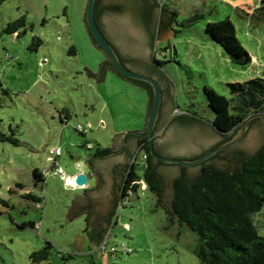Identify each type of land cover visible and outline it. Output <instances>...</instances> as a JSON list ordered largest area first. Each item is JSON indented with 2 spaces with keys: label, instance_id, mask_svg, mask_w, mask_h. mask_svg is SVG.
Returning <instances> with one entry per match:
<instances>
[{
  "label": "rangeland",
  "instance_id": "1",
  "mask_svg": "<svg viewBox=\"0 0 264 264\" xmlns=\"http://www.w3.org/2000/svg\"><path fill=\"white\" fill-rule=\"evenodd\" d=\"M87 2L0 0V132L14 133L18 140L17 145L0 142V264H202L194 252L196 233L170 219L144 181L142 152L136 158L141 187L118 208L119 223L107 231L106 249L102 242L89 247L84 215L67 220L70 195L75 192L58 176L45 173L51 169L52 150L61 149L57 161L70 176L77 171L76 162H88L98 148L112 147L116 135L141 131L147 122L146 88L110 70L104 72L105 80L96 82L82 70L99 74L105 60L84 19ZM156 3L150 60L157 62L171 84L173 106L159 134L174 120L173 113L184 114L187 109L216 133L210 126L214 112L205 87L229 97L228 83L264 75L263 4L261 0ZM21 18L25 25L7 33V27ZM226 18L252 57L248 66L232 63L207 33L209 22ZM167 23L169 31L160 36ZM35 38L42 41L39 47ZM37 168L46 179L40 186L34 177ZM252 219L264 236V206ZM48 242L52 244L48 259L35 261L32 254Z\"/></svg>",
  "mask_w": 264,
  "mask_h": 264
},
{
  "label": "trees",
  "instance_id": "2",
  "mask_svg": "<svg viewBox=\"0 0 264 264\" xmlns=\"http://www.w3.org/2000/svg\"><path fill=\"white\" fill-rule=\"evenodd\" d=\"M100 3L101 0L96 1L95 17L101 28ZM261 3L264 8V0H261ZM152 6L154 9L155 6ZM107 9L121 11L123 7L109 3ZM25 23V18L12 22L6 32L16 33ZM169 24L161 29L160 36L169 31ZM144 25L149 31L153 46L155 42L153 31L148 25ZM206 30L212 40L224 49L232 63L242 66L252 63L251 55L238 39L235 25L229 18L209 22ZM35 40L36 46L39 47L42 44L41 39L35 38ZM92 41L97 46L93 38ZM121 61L123 62L122 58ZM102 70L115 72L123 79L146 88L152 104L153 93L149 84L120 75L106 57L102 62ZM156 72L164 77L158 68ZM0 85H2L1 76ZM227 86L230 90L229 97L219 95L208 86L205 87L208 104L214 112L210 126L223 135V140L217 146L231 140L251 116L264 114V75H258L244 82L228 83ZM185 111L186 114H178L174 120L182 124L201 122L194 112L195 115L189 109ZM158 129H160L159 120L155 132ZM138 138L142 159L146 156L143 159L144 181L156 194L158 202H161L165 191L163 178L155 159L151 156L148 137L142 135ZM5 141L18 144L14 133L7 135L0 132V142ZM108 151L109 149H98L97 152ZM126 169L123 199L137 191L143 180L135 170V163L132 164V168L129 166ZM34 177L38 182L45 176L35 169ZM173 192L171 204L166 209L172 220H177L196 233L198 243L194 252L202 264H264V236L259 234L252 219L253 214L260 212L264 206V144L254 154L242 156L240 166L233 170L220 168L211 162H203L200 172L196 176H191L188 167L182 165L181 174L173 181ZM28 196L35 201L41 200L40 197L32 194ZM29 225L34 229L38 226L34 222H30ZM106 233L104 236L100 235L102 236L100 242H103ZM51 247L52 244L48 242L43 250L34 252L32 257L35 261L47 260Z\"/></svg>",
  "mask_w": 264,
  "mask_h": 264
},
{
  "label": "water",
  "instance_id": "3",
  "mask_svg": "<svg viewBox=\"0 0 264 264\" xmlns=\"http://www.w3.org/2000/svg\"><path fill=\"white\" fill-rule=\"evenodd\" d=\"M97 0H88L84 19L88 27L90 36L95 40L98 48L106 58L112 62L116 72L120 75L151 86L153 93L152 104L149 103V110L146 128L143 132H128L116 135L112 144V151L108 154L92 157L84 166L89 164L91 170L97 177V187L75 198V203L69 210L66 218L71 221L74 217L86 212L91 208V214L87 218L86 241L92 249L96 246L104 235L118 197V184L122 179L126 165L131 158L132 152L128 146H134V139L145 135L149 140L151 156L158 162L164 164L184 165L188 167V173L196 176L199 169L197 166L207 161L212 156L220 153V159H213L209 162L218 165L223 169L233 170L240 166L239 158H235L239 151L245 156L255 153L264 144V114L251 116L240 129L237 130L233 138L217 146L222 140L221 135L216 134L208 125L202 122L192 124H182L175 120L163 132L159 140V146L169 156H188L190 159L163 156L157 153L154 147L155 128L160 118L163 107V120L170 114L172 106V86L168 80L160 74L159 82L153 76L140 73L147 72V63L150 60L151 41L146 25L153 31L157 14L156 0H103V3H113L122 5L123 9L118 12L103 13L100 10L99 21L113 44L117 46L120 53L127 58L129 64L137 69L136 72L128 68L122 61L117 49L109 41L98 25L95 17ZM154 5V9L153 6ZM100 8V7H99ZM89 78L96 82L102 81L104 72L102 64L100 73L93 75L87 68L82 69ZM150 71V69H149ZM163 101L164 106H163ZM164 122V121H163ZM133 142V144H132ZM214 148V149H212ZM225 152L222 150L227 149ZM211 151L207 152L208 150ZM204 152H207L204 154ZM204 154V155H202ZM202 155V156H201ZM200 156V157H199ZM199 157L197 159H193ZM223 157H225L223 159ZM81 164L78 162V165ZM160 172L165 179V191L162 198V208L170 206L173 198L172 181L180 175V167L161 165ZM75 183L79 188L88 184L89 176L84 172L75 175ZM171 219V218H170Z\"/></svg>",
  "mask_w": 264,
  "mask_h": 264
},
{
  "label": "crops",
  "instance_id": "4",
  "mask_svg": "<svg viewBox=\"0 0 264 264\" xmlns=\"http://www.w3.org/2000/svg\"><path fill=\"white\" fill-rule=\"evenodd\" d=\"M92 74L93 75H95V72L93 71L92 72ZM106 75V74H105ZM106 77V76H105ZM104 80H105V78H103ZM102 79V80H103ZM128 81V80H127ZM149 103H150V100H149ZM148 110H149V105H148ZM148 110H147V113H148ZM185 114V113H184ZM147 116H148V114H147ZM176 116H178V114H175V113H173V115H172V117H173V119H175L176 118ZM145 128H146V125H145ZM145 128L143 129V130H141V131H131V132H143V131H145ZM128 133V132H127ZM216 133H218V134H221V133H219V132H217L216 131ZM122 134H124V133H122ZM120 135V134H119ZM222 135V134H221ZM223 136V135H222ZM98 149H100V148H98ZM98 149H97V151H98ZM106 149H109V151L108 152H106V153H101V152H97V153H95V155L94 156H92V157H95V156H99V155H103V154H108V153H110L111 151H112V147H108V148H106ZM103 150V149H102ZM135 151H136V148H135V150L133 151V153H132V155H131V158H130V160L128 161V163H127V165H126V168L127 167H129L130 166V168H132V164L133 163H135V170H136V160L134 159V153H135ZM76 161V160H75ZM142 161H143V159H142ZM143 164H144V161H143ZM144 166H145V164H144ZM61 168H62V166H60ZM125 168V171H124V173H123V176H122V179H121V181L119 182V184H118V197H117V201H116V204H115V206H114V209H113V211H112V213L110 214V216H109V218H108V221H109V225H108V227H107V229H106V231H105V233L107 232V231H110L111 230V226L113 225V223H115V224H118L119 223V218L117 217V210H118V208H120V207H122L123 205H124V200L125 199H127V197L126 198H122V194H123V184H124V181H125V179H126V169ZM38 169V168H37ZM76 169H77V171H74L73 172V174L72 175H70V176H75V175H77L79 172H84V173H86L88 176H89V181L91 180V183L94 181V184H91V185H89V181H88V184L85 186V187H83V188H77V189H73L72 188V192H75V193H72V195H70L71 197H70V199H71V201H72V206L74 205V203H75V198L77 197V196H79V195H82V194H84V193H86V192H88V191H90V190H92V189H95L96 187H97V177H96V175H95V173L91 170V168H90V166H89V164L87 165V166H84L82 163L81 164H79L78 165V162H76ZM39 170V169H38ZM136 172H137V170H136ZM54 177H56V176H51V178H54ZM42 178V177H41ZM36 182H37V180H36ZM46 182V179H45V177H43L42 178V180H39L37 183H39L38 184V186H40L41 184L40 183H45ZM66 188H68V187H66ZM78 190H81V192H79V193H76V191L78 192ZM161 202H162V199H161ZM91 208H87V210H86V212H84V213H82L81 215H84L85 217H86V224H87V218L89 217V215L91 214ZM84 231L86 232L87 231V227L84 229ZM104 233V234H105ZM104 236V235H103ZM101 241V240H100ZM100 243V242H99ZM98 243V244H99Z\"/></svg>",
  "mask_w": 264,
  "mask_h": 264
},
{
  "label": "flooded vegetation",
  "instance_id": "5",
  "mask_svg": "<svg viewBox=\"0 0 264 264\" xmlns=\"http://www.w3.org/2000/svg\"><path fill=\"white\" fill-rule=\"evenodd\" d=\"M103 0H101V3H100V8H99V11L100 10H102L103 11V13H107V12H118V11H115L114 9H112V10H108L107 8H108V6H109V3L107 4V3H103L102 2ZM116 4V3H115ZM101 24V23H100ZM101 28H102V30H103V32H104V34L106 35V37L109 39V41L112 43V41L110 40V38L108 37V35L106 34V32H105V30L103 29V27H102V25H101ZM113 44V43H112ZM113 46L117 49V51H118V53L120 54V56H121V58H122V60H123V62H124V64L128 67V68H130V69H132V70H134V71H136V72H139L137 69H135L134 67H132L130 64H129V62L128 61H131L130 59L129 60H127V58H125L121 53H120V51H119V49L117 48V46L115 45V44H113ZM147 67H148V71L147 72H144V71H141L140 73H144V74H148V75H150V76H153L154 78H156L159 82H161L160 80H159V78H158V76H156L155 74H158L157 72H156V70H157V68H156V66L153 64V61L151 62H149V63H147ZM149 69H150V71H149ZM164 102L165 101H163V106H164ZM163 107H162V112H161V115H160V118H159V126H160V129H158L157 130V132H155V141H154V147H155V150L157 151V153H159L160 155H163V156H168V157H175V158H181V159H190V158H192V157H188V156H178V155H176V156H169L168 154H166L165 153V151H163V149L159 146V140L158 139H160V138H163V136L161 137V135L159 134L160 132H162L163 131V129H164V123H163ZM144 133V132H143ZM134 142H135V144H133V142H132V144L134 145V146H128V148H129V151H131L132 152V149H134L135 148V146H136V144H137V147H136V151H135V153H134V156L137 158V154H138V151H139V138H136V139H134ZM212 149H214V148H212ZM212 149H210V150H208L207 152H209V151H211ZM228 150V148L227 149H225V150H222V152H226ZM207 152H204V154L205 153H207ZM204 154H202V155H204ZM220 154H221V152L220 153H217L215 156H212L211 158H209L207 161H205L206 163H210L209 161L210 160H213V159H220L221 158V156H220ZM201 155V156H202ZM242 156H245V154L242 152V151H239V154H236V156H235V158L237 157V158H239L238 160L240 161V163H241V157ZM199 158V157H198ZM225 157H223V159H224ZM193 159H194V157H193ZM222 159V158H221ZM156 161V160H155ZM161 162H158V161H156V164L158 165V171H159V173H160V175H161V177L163 178V182H164V185H165V179H164V176L161 174V172H160V166L161 165H168V166H177V167H180L181 168V172H182V165H176V164H160ZM212 164H214V163H212ZM201 165H202V163L201 164H199V165H197V166H193V167H196V168H198L199 170H201ZM216 165V164H215ZM218 166V165H217ZM221 168V167H220ZM181 172H180V174H181ZM200 172V171H199ZM173 186V185H172Z\"/></svg>",
  "mask_w": 264,
  "mask_h": 264
},
{
  "label": "built area",
  "instance_id": "6",
  "mask_svg": "<svg viewBox=\"0 0 264 264\" xmlns=\"http://www.w3.org/2000/svg\"><path fill=\"white\" fill-rule=\"evenodd\" d=\"M77 130L81 133L84 131L83 129V126L79 125L77 127ZM52 153H53V157L49 158L50 162H51V169L50 170H47L45 171L46 174H48L49 176H58L62 181L65 182V186L66 187H69V188H73V189H77L78 186L77 184L75 183V177L76 176H68L63 168L60 167V164L58 163L57 161V156L61 153V149L60 148H57L55 150H52ZM146 156H144L143 159H145ZM45 176V174H44ZM108 235H106V237H104V240L102 242V248L103 249H106V245H107V242H108ZM123 248L125 249L126 253H130L131 252V249H126L125 246H123ZM115 247H113L111 249V251H115Z\"/></svg>",
  "mask_w": 264,
  "mask_h": 264
},
{
  "label": "clouds",
  "instance_id": "7",
  "mask_svg": "<svg viewBox=\"0 0 264 264\" xmlns=\"http://www.w3.org/2000/svg\"><path fill=\"white\" fill-rule=\"evenodd\" d=\"M138 152H139V151H138ZM134 159L136 160V157H135V156H134ZM65 187H66V186H65ZM78 188H79V187H78ZM130 195H131V194L128 195V198H129Z\"/></svg>",
  "mask_w": 264,
  "mask_h": 264
}]
</instances>
